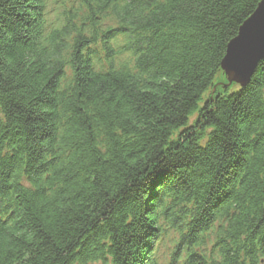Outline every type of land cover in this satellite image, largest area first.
Wrapping results in <instances>:
<instances>
[{"label":"trees","instance_id":"trees-1","mask_svg":"<svg viewBox=\"0 0 264 264\" xmlns=\"http://www.w3.org/2000/svg\"><path fill=\"white\" fill-rule=\"evenodd\" d=\"M49 1L0 0V264H264L261 0Z\"/></svg>","mask_w":264,"mask_h":264},{"label":"water","instance_id":"water-1","mask_svg":"<svg viewBox=\"0 0 264 264\" xmlns=\"http://www.w3.org/2000/svg\"><path fill=\"white\" fill-rule=\"evenodd\" d=\"M264 60V0L239 26L237 35L226 45L220 69L227 84L243 87L256 65Z\"/></svg>","mask_w":264,"mask_h":264},{"label":"rangeland","instance_id":"rangeland-1","mask_svg":"<svg viewBox=\"0 0 264 264\" xmlns=\"http://www.w3.org/2000/svg\"><path fill=\"white\" fill-rule=\"evenodd\" d=\"M49 2H50L51 12L54 13L55 15H56V13L61 14V12L63 10H62V7L60 6L59 0H56V2L50 0ZM74 2H75V0H70L69 4L70 3L73 4ZM69 4H67L66 7H68ZM75 5H77V4H75ZM83 13H84V11H82V9H80L79 13L77 14V20H76V22H78V23L80 22V20L82 19V14ZM221 77H222V75L219 74L215 78V82L214 83L216 85L223 86V87H226V86L231 85V84H227L226 77H224V79L226 80V82H223V78H221ZM233 84L234 85H231L230 86L231 88H234L237 85L235 83H233ZM204 95H208V92H206ZM173 237L175 238L176 235L174 233H172V232H171V234H167L166 236H163V239L162 240H164V241L159 245L158 251H157V258L159 259L160 264H167V263H169L170 253L173 250V245H172V238Z\"/></svg>","mask_w":264,"mask_h":264}]
</instances>
